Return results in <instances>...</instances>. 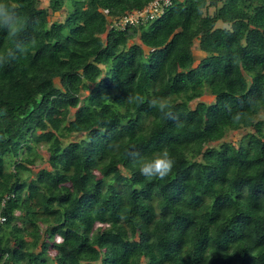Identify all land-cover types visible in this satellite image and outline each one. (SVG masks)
I'll use <instances>...</instances> for the list:
<instances>
[{
    "label": "trees",
    "instance_id": "1",
    "mask_svg": "<svg viewBox=\"0 0 264 264\" xmlns=\"http://www.w3.org/2000/svg\"><path fill=\"white\" fill-rule=\"evenodd\" d=\"M150 1L69 0L59 20L63 0H11L38 44L0 67L5 264H264V0H172L153 20L109 28ZM131 91L169 97L183 126L147 101L129 106ZM43 140L48 165L26 182L24 154ZM130 146L166 148L172 174L142 176Z\"/></svg>",
    "mask_w": 264,
    "mask_h": 264
},
{
    "label": "clouds",
    "instance_id": "2",
    "mask_svg": "<svg viewBox=\"0 0 264 264\" xmlns=\"http://www.w3.org/2000/svg\"><path fill=\"white\" fill-rule=\"evenodd\" d=\"M28 27L29 20L22 13L20 5L12 3L11 0H0V31L5 33V38L9 41L8 47L0 48V67L24 59L29 50L38 44L35 34L25 35ZM103 97L111 99L108 95ZM124 99L129 106L141 105L147 101L149 107L155 109L160 118L174 121L177 127L184 124L179 113L175 111V105L167 96L152 95L148 98L140 92L131 91ZM231 119L233 122H240L244 119V114L237 112L231 116ZM121 147V141H113L108 145L109 150L114 153H119ZM132 148L134 146L129 147V157L142 176L149 180H164L172 174L176 161L166 148L151 156L141 155L139 152L132 151ZM3 219L0 217V221Z\"/></svg>",
    "mask_w": 264,
    "mask_h": 264
},
{
    "label": "rangeland",
    "instance_id": "3",
    "mask_svg": "<svg viewBox=\"0 0 264 264\" xmlns=\"http://www.w3.org/2000/svg\"><path fill=\"white\" fill-rule=\"evenodd\" d=\"M63 5L62 8L55 11L50 17L51 19H59V20H63L66 16V13L68 11L69 8V0H63ZM50 0H40V7H47L49 6ZM210 10H213V8H211ZM194 53L197 59H200L202 57V55L204 54L199 48H198V40H196V45L194 47ZM212 94L205 90V93L203 95V98L206 100H211L212 99ZM194 101H196V99L193 100V102H191V105H193ZM263 118L264 119V111H262L261 113H259L256 116V120ZM253 130L252 127L249 128H243V129H231L229 130V132L226 134L225 138L226 139H233V140H238L241 138L242 134L247 132V131ZM83 135H77L76 138H80ZM68 139H70V137H65V141H67ZM49 146L50 143L46 142L45 140L37 142V143H33V147L32 149L27 150L26 154H24L25 157L29 158L31 160V162H29L28 164H25V167L21 168V170L23 171L24 177L26 179V182H28L31 178H33L36 175V170L37 168L41 167L42 165H48L49 162ZM40 226H45L44 223L40 222Z\"/></svg>",
    "mask_w": 264,
    "mask_h": 264
},
{
    "label": "built area",
    "instance_id": "4",
    "mask_svg": "<svg viewBox=\"0 0 264 264\" xmlns=\"http://www.w3.org/2000/svg\"><path fill=\"white\" fill-rule=\"evenodd\" d=\"M171 3L172 0H151L143 8L133 9L118 17L109 18V28L124 29L130 25H137L153 20L161 16ZM108 11V9L104 10L106 13ZM1 217L5 218L4 216ZM0 264H5L4 260H0Z\"/></svg>",
    "mask_w": 264,
    "mask_h": 264
}]
</instances>
